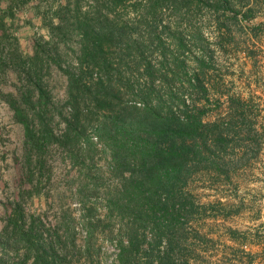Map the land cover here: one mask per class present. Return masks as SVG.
<instances>
[{
  "label": "rangeland",
  "instance_id": "obj_1",
  "mask_svg": "<svg viewBox=\"0 0 264 264\" xmlns=\"http://www.w3.org/2000/svg\"><path fill=\"white\" fill-rule=\"evenodd\" d=\"M98 1L84 0L83 11ZM228 2L231 11L218 0L171 1L148 23V0L128 2L114 14L103 12L145 43L144 64L134 73L127 72L125 62H120L123 69L116 68V53L124 44L108 50L112 104L123 111L131 105L172 112L193 106L205 123L219 126L235 115L240 118L242 111L247 125L253 123L260 133L257 144H228L218 169L210 165L218 150L209 141L205 156L210 161L190 169L172 190L162 186L158 191L186 205L185 215L167 231L174 238L169 247L158 244L149 220L137 221L131 214L134 205L122 200L131 182L142 177L135 165L118 169L115 150L98 137L99 123L115 114L98 112L88 95L79 104L68 95V79L58 66L77 68L80 40L72 28L54 36L49 28L51 20L58 24L53 14L66 0H0V18L8 30L3 37L9 38L0 63V264L23 260V247L13 245L33 221L48 242L68 245L65 264H171L167 255L172 264H264V0ZM250 13L253 18L244 17ZM35 45L43 48L40 65L47 90L42 102L33 94L28 107L36 138L42 139L38 151L27 145L24 127L3 98L30 96L20 57L33 56ZM128 78L139 90L147 89L145 100L132 94ZM78 112L80 135L69 142L67 124ZM144 182L145 191L152 190V181ZM142 215L151 217L145 209ZM126 230L137 234L141 247L123 254L122 262ZM63 254L59 246L55 255L63 259Z\"/></svg>",
  "mask_w": 264,
  "mask_h": 264
},
{
  "label": "trees",
  "instance_id": "obj_2",
  "mask_svg": "<svg viewBox=\"0 0 264 264\" xmlns=\"http://www.w3.org/2000/svg\"><path fill=\"white\" fill-rule=\"evenodd\" d=\"M83 1L66 0V4L61 5L53 14V17L58 20V24L56 25L53 20L49 22L52 36H54V32L62 31L63 28L69 30L72 28L80 40L77 68L64 69L59 64L58 67L62 69L68 79V95L71 100L79 104V98L85 94L90 97L98 112L115 114L112 115L114 119L109 122L99 123L101 125L97 129L98 137L115 150L114 159L118 169L122 170L126 166L135 165L142 177L141 180L131 182L133 183L131 189L128 190L125 187L127 191L121 194L122 200L134 205L131 214L137 217V221L149 220L148 225H153L158 244L166 243V246L170 247L174 243V238L167 231L185 215L186 205L182 200H176L173 195L168 196L169 198L159 196L158 191L162 186L172 190L175 181L183 182V178L189 175L190 169H194L193 167H197L205 160L210 161L211 157L206 158L205 156V152L210 149L209 141L214 143L219 153L213 154L214 157L210 165L218 169L221 167L219 162L223 158L221 153L228 144L234 140L242 142L250 140L253 142L252 144H257L260 133L253 123L247 125L246 119L242 118V111L238 113L242 119H236L235 115L234 118L230 117V121L226 124L219 126L205 123L198 115V111L193 113V106L191 110L186 106L185 112L163 111L164 107L148 108L146 106L142 109L136 105L124 106L123 108L127 111H123L119 109V106L116 107L111 103L112 92H109L112 65L108 62L110 59L108 50L110 51L115 44L117 46L124 44L125 49H120L116 53V60L119 61L116 68L118 71L123 69L120 62H125L129 69L127 72L134 73V70L137 72V69L144 64L145 57L141 49L145 47V43L140 42L135 33L129 35L119 22L112 23L113 19L111 20L110 14L103 12L106 8L111 14L117 13L119 9H125L128 2L131 3L135 0H100L96 7H90L85 11L82 8ZM148 1L149 4L144 13V20L147 23L155 21L165 3L171 1L177 3L178 0ZM218 4L224 10L231 11L228 0H218ZM182 7L180 5V9ZM11 15L13 16V14ZM244 17L251 19L254 15L244 14ZM7 33L4 20L0 18V63L4 59L1 53L2 45H4V41H9V38L4 40L3 37ZM16 41L15 44L18 45ZM47 44L50 45V43ZM108 44L109 48L106 49ZM41 50L43 48L37 45L33 56L27 60H23L22 55L20 57L21 65L27 68V72L23 73H26L28 81H30V96L24 98L25 100L23 98L20 100L13 93L3 95L4 100L14 112L15 119L24 127L27 145L30 144L35 150L40 148L42 139L36 138L32 118L28 114V107L32 104L33 94H36L39 102H42L47 96V90L42 80L44 69L40 65ZM97 70L99 74L96 72ZM145 71L148 72L147 67ZM127 72L120 74L127 75ZM96 75L98 78L95 77ZM127 85L136 98L140 100L147 98V89L139 90L136 85L133 86L134 84L129 78ZM191 86L193 85L191 84ZM80 118L81 114L78 112L74 120L67 124L65 137L69 142L78 139L80 135L78 132ZM242 126H245L247 131ZM242 135H244L243 138H241ZM124 171H127L126 168ZM145 179L152 181L150 186L152 190L148 188L145 191ZM144 209L151 217L146 218L142 215ZM128 232L130 237L128 236V240H123L120 244L122 255L119 256L122 262H124L123 254L138 252L141 247V241L136 236L137 234ZM18 239L13 247L16 246L15 249L23 247L22 249L26 253L23 260L16 264H28L31 260L33 264H65V260H67L68 245L48 242L45 234L38 229L34 221L28 230L21 233ZM59 246L64 251V260L55 255ZM166 257L172 264L170 255Z\"/></svg>",
  "mask_w": 264,
  "mask_h": 264
}]
</instances>
